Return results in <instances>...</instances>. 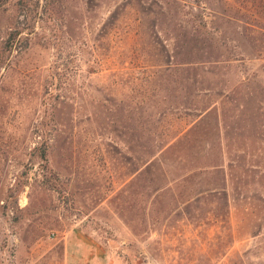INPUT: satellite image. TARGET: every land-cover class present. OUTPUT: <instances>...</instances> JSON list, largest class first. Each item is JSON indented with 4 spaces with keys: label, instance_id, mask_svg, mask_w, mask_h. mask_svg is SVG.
<instances>
[{
    "label": "rangeland",
    "instance_id": "obj_1",
    "mask_svg": "<svg viewBox=\"0 0 264 264\" xmlns=\"http://www.w3.org/2000/svg\"><path fill=\"white\" fill-rule=\"evenodd\" d=\"M26 1L0 264H264V0Z\"/></svg>",
    "mask_w": 264,
    "mask_h": 264
},
{
    "label": "trees",
    "instance_id": "obj_2",
    "mask_svg": "<svg viewBox=\"0 0 264 264\" xmlns=\"http://www.w3.org/2000/svg\"><path fill=\"white\" fill-rule=\"evenodd\" d=\"M31 2L32 0H27L25 3L22 4V8L25 11V8L28 9L27 12L30 11V6H31ZM186 3H188V1H186ZM27 14L25 13L24 16ZM24 30L25 29H21L19 27H16L15 29L11 30L8 38L3 42V46H2V52L3 53H9V57L18 50L19 48V44L21 42V39L19 40L20 36L22 37V35L24 34ZM29 37L26 38V42H24V46H28V39Z\"/></svg>",
    "mask_w": 264,
    "mask_h": 264
}]
</instances>
